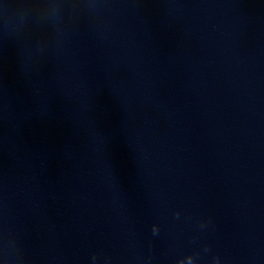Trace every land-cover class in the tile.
Returning a JSON list of instances; mask_svg holds the SVG:
<instances>
[{"label": "clouds", "instance_id": "clouds-1", "mask_svg": "<svg viewBox=\"0 0 264 264\" xmlns=\"http://www.w3.org/2000/svg\"><path fill=\"white\" fill-rule=\"evenodd\" d=\"M177 215H179V213H177ZM204 225H201V227H203ZM152 232H153V235H156V234H158V232H159V228H158V226H156V225H153V227H152ZM95 257H93V259H94ZM192 258V257H191ZM217 260H218V258H217Z\"/></svg>", "mask_w": 264, "mask_h": 264}]
</instances>
